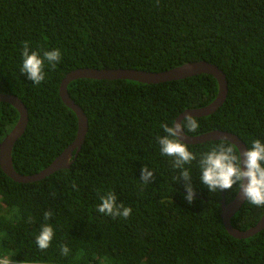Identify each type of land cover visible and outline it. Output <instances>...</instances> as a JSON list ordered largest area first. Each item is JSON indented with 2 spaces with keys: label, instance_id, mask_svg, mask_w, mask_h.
<instances>
[{
  "label": "trees",
  "instance_id": "obj_1",
  "mask_svg": "<svg viewBox=\"0 0 264 264\" xmlns=\"http://www.w3.org/2000/svg\"><path fill=\"white\" fill-rule=\"evenodd\" d=\"M25 42L33 50L62 49V62L48 69L41 85L19 72ZM199 60L225 73L227 95L215 112L195 117L199 130L184 132L229 131L246 146L264 140V0H0V92L17 96L28 113L11 152L14 169L35 173L74 140L77 117L59 95L69 71H162ZM67 92L88 122L70 167L27 183L0 168V231L7 233L0 249L12 251V264H97L94 255L113 264H264V228L241 239L224 228L220 202L236 192L210 193L195 160L190 167L197 193L188 203L180 170L159 151L162 124L173 125L183 110L214 100L218 84L212 75L151 84L80 78L68 83ZM18 117L15 107L0 101V140ZM217 141L187 145L202 153ZM145 166L153 172L146 184ZM107 190L118 205L133 208L130 217L96 211ZM4 208H15L10 220ZM263 212L244 201L231 224L245 230ZM45 222L56 237L41 250L34 240ZM64 244H70L71 257L61 255ZM81 254L85 258L75 259Z\"/></svg>",
  "mask_w": 264,
  "mask_h": 264
},
{
  "label": "clouds",
  "instance_id": "obj_2",
  "mask_svg": "<svg viewBox=\"0 0 264 264\" xmlns=\"http://www.w3.org/2000/svg\"><path fill=\"white\" fill-rule=\"evenodd\" d=\"M63 60V52L59 47L45 50H33L27 42L24 43L21 52L19 72L25 74L33 85H41L48 78V69L54 68ZM164 135L158 137L159 151L162 156L171 158L174 166L180 170V176L184 180L183 199L192 203L196 198L197 188L191 183L192 172L190 165L198 160L200 183L207 187L210 193H218L222 190H234L243 192L247 205L264 209V140L251 139L247 143V150L240 152L238 146L227 139H220L206 146V151L196 153L179 139V133L187 129L190 132L199 130L202 125L192 115H187L179 123L170 125L162 124ZM153 176V172L145 166L141 170V178L146 184ZM175 179V178H173ZM143 186V185H141ZM173 190V189H172ZM117 197L113 191L107 190L99 196V202L95 209L105 216L113 219H127L133 214V208L123 203H116ZM13 209H3L5 220H10L15 213ZM50 213H46L47 219ZM7 233L0 231V239L6 238ZM56 237V230L50 223H42L38 233L35 234V245L41 249H48ZM60 253L64 257H71L70 244L60 247ZM13 253L11 250L0 249V264H12ZM85 258L81 254L75 259ZM97 264H113L110 257L94 255Z\"/></svg>",
  "mask_w": 264,
  "mask_h": 264
},
{
  "label": "water",
  "instance_id": "obj_3",
  "mask_svg": "<svg viewBox=\"0 0 264 264\" xmlns=\"http://www.w3.org/2000/svg\"><path fill=\"white\" fill-rule=\"evenodd\" d=\"M210 74L218 84V92L214 100L202 107L187 108L183 110L173 124L179 123L187 115L201 117L215 112L224 102L227 95V81L225 73L215 64L205 60L191 61L162 71H147L134 68H91L81 67L69 71L59 85V95L63 103L69 107L77 117V132L74 140L65 147L46 167L32 173L21 174L17 172L12 164L11 152L17 139L22 136L28 122L27 108L23 102L15 95L0 92V101L11 104L18 111L19 117L15 125L4 134L0 140V168L13 181L20 183L39 181L50 174L64 168H69L76 159L88 128L87 118L82 108L76 104L68 95L67 85L73 80L80 78L90 79H128L141 83H161L166 81L183 79L196 74ZM179 139L186 144H198L206 141L227 139L235 143L240 152L247 150L246 144L234 133L223 130H211L197 135H188L184 131L179 133ZM243 192L236 193L234 198L226 202L225 198L221 199V219L224 228L234 238H248L264 228V212L258 221L251 227L240 230L231 224V217L239 210L244 203Z\"/></svg>",
  "mask_w": 264,
  "mask_h": 264
}]
</instances>
